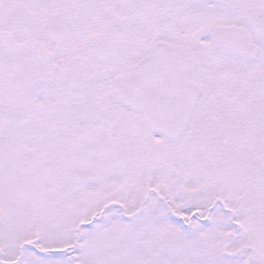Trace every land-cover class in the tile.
Segmentation results:
<instances>
[{"label": "snow or ice", "instance_id": "snow-or-ice-1", "mask_svg": "<svg viewBox=\"0 0 264 264\" xmlns=\"http://www.w3.org/2000/svg\"><path fill=\"white\" fill-rule=\"evenodd\" d=\"M0 264H264V0H0Z\"/></svg>", "mask_w": 264, "mask_h": 264}]
</instances>
